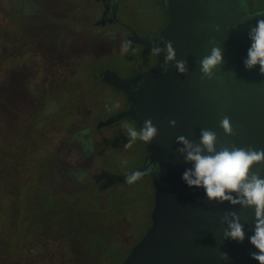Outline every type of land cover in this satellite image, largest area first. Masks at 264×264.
<instances>
[{"label": "flooded vegetation", "instance_id": "flooded-vegetation-1", "mask_svg": "<svg viewBox=\"0 0 264 264\" xmlns=\"http://www.w3.org/2000/svg\"><path fill=\"white\" fill-rule=\"evenodd\" d=\"M16 1L0 2L4 4L0 13L5 14L3 43L0 44L3 132L10 136L14 130L27 137L36 135L38 139L50 133L59 135V148L52 157L43 160L42 166L64 171L50 177L54 186L67 193L70 213L79 211L82 203L88 212H104L107 209V203L102 201L105 197L96 189L103 180L96 177L104 171L101 169L103 159L111 160L105 148L111 138H100L97 133L124 135L125 125L141 127L134 117L103 125L110 117L129 108L130 96H134L140 86L133 85L127 93L116 89L108 78L115 75L130 79L158 64L159 56H153L151 49L161 40L170 22L167 3L164 0ZM259 5L258 10L249 6L251 13L262 11L264 0ZM12 17L25 23L23 35H11ZM125 41L130 42V47L126 54H121V44ZM120 143L114 147L123 148L124 137ZM143 154L144 163L135 171L146 165V150ZM155 170L151 166L143 174L147 180L145 191L138 196L139 202L145 197L151 199L152 211L155 187L151 172ZM38 211L35 237L27 239L25 233L26 236L17 240L21 244V248H17L18 264H96L90 257V252L96 249L97 264L102 263L105 244L97 243L94 234L84 241L90 248L88 252L83 247L84 242L77 244L85 237L82 229L70 227L66 232L54 222L55 217L46 206ZM11 242V238H7L3 243V252L7 254L4 264H10L11 252L16 249Z\"/></svg>", "mask_w": 264, "mask_h": 264}, {"label": "water", "instance_id": "water-1", "mask_svg": "<svg viewBox=\"0 0 264 264\" xmlns=\"http://www.w3.org/2000/svg\"><path fill=\"white\" fill-rule=\"evenodd\" d=\"M164 2L170 22L161 39L173 43L177 60L188 62V73L179 74L174 63L162 73L165 54L161 53L158 64L146 73L126 80L115 75L108 78L119 91L128 93L133 85L140 86L130 96L129 108L103 125L134 117L143 126L150 118L158 129L156 138L144 143L146 165L137 170L144 174L151 166L156 169L151 172L155 187L151 225L124 264H259L250 257L257 251L249 241L254 210L209 202L202 188L188 187L182 175L191 165L177 153L182 145L176 139L184 135L198 141L201 129H210L217 134L218 149L232 144L264 149V76L258 65L249 71L243 64L251 45L248 31L258 19H264V9L251 13L247 0L243 6L242 0ZM213 46L222 49L224 64L215 70L212 80L201 79L199 61ZM224 116L230 118L235 135L226 136L219 127ZM172 119L177 122L174 128L169 126ZM252 171L264 177V165ZM129 174L103 171L96 179L126 184ZM229 211L241 217L246 233L242 243L223 239L227 225L221 218ZM220 252H226L229 259H219Z\"/></svg>", "mask_w": 264, "mask_h": 264}, {"label": "rangeland", "instance_id": "rangeland-1", "mask_svg": "<svg viewBox=\"0 0 264 264\" xmlns=\"http://www.w3.org/2000/svg\"><path fill=\"white\" fill-rule=\"evenodd\" d=\"M247 1L252 10L259 9L261 0ZM0 2L17 1L0 0ZM55 2H70V0H55ZM3 6L0 4L1 8ZM6 12H8V9ZM4 18V12L0 13L1 45L3 43ZM24 31L25 23L20 22L16 17H12L11 35L21 36ZM2 72L3 70L0 72V86L3 82ZM59 112H64V110H59ZM99 117H102V115ZM37 128L41 129L40 127ZM37 131L40 132V130ZM97 134H100V138H111L108 141L109 145L105 147L110 152L111 160L103 159L102 170L116 175L129 174L140 168L144 163L143 153L146 149L143 142L136 141L130 148L124 146L122 148L118 145L114 147V144H119L123 137L127 143L126 134H116L115 132L112 134L106 131ZM6 137L0 118V146H7V151L11 152L15 161H18L17 172L20 178L18 187L15 190L14 185L12 196H9L6 200V205L8 204L6 214L0 216V264H4V256L7 255L3 252V243L7 238H11V246L16 248L15 251L12 250L11 252L10 264H18L20 252L17 251V248H21V244L17 240L26 236L25 233L27 239L35 237L34 226L40 217L38 209L42 206H46L48 212L55 217L54 222L61 229L69 232L70 227H72L74 230L82 229L85 232V237H82L77 244H82L85 240L87 242V238L91 237L92 234H94L97 243H104L105 251L103 261L100 264H123L131 254V250L141 241L151 225V199L145 197L142 198L141 202L138 200V196L142 194L143 190L145 191L146 177L143 176L141 180L129 185V187L119 182L103 180L96 185V189L101 190L103 193L105 200L102 201L107 203V209L104 212L92 213L88 212L87 207H84L85 204L82 203L79 207L81 209L72 214L70 213L68 197H65L67 193L54 186L55 184L52 183L50 177L64 174V171L58 172L56 168L42 166L43 160L52 157L55 150L59 148V135L50 133L47 134L46 138L38 139L36 135L27 137L22 132L16 133L12 130L7 143H2L3 140H6ZM20 156L24 160L19 159ZM0 159L3 165H7V160L3 156ZM124 160L127 161L126 165L121 163ZM60 168L58 169L60 170ZM1 207L0 210H3ZM108 208L112 210L110 211ZM3 212L0 211V215ZM86 242H84L83 247H86L87 251L90 252ZM97 255L98 249L90 252V257L95 260L96 264L99 260Z\"/></svg>", "mask_w": 264, "mask_h": 264}, {"label": "clouds", "instance_id": "clouds-1", "mask_svg": "<svg viewBox=\"0 0 264 264\" xmlns=\"http://www.w3.org/2000/svg\"><path fill=\"white\" fill-rule=\"evenodd\" d=\"M244 0H242V6ZM217 30H219L217 28ZM251 45L247 56L243 60L246 70H253L259 66V74L264 76V19H258L248 31ZM215 45V41H210ZM163 44L164 47H160ZM130 42L121 44V54L129 50ZM151 53L159 56L164 53V63L161 65L162 73L166 74L169 65L174 63L179 74H187L189 71L186 60H177V53L171 41L163 39L153 44ZM224 64L223 52L219 46H213L210 54L199 61L201 79L212 80L215 70ZM119 105L117 104L116 107ZM176 120L169 121L170 127L176 126ZM219 127L226 136L235 135L234 128L228 116L219 121ZM127 143L125 148H130L136 141L150 144L158 135V129L152 119H146L139 129L125 125ZM177 144L182 145L176 149L184 158V162L191 165L182 175L183 181L190 188H202L209 202L232 206L239 205L241 208L254 210L253 235L249 237L250 244L257 251L250 253L251 259L264 264V177L252 169L257 165H264V149H256L252 146L239 147L235 144L223 145L217 148V134L210 129H201L198 141H192L184 135L176 139ZM126 165L127 161L121 162ZM143 173L134 171L126 176V183L133 185L141 180ZM221 223L227 227L223 230V239H231L242 243L245 240L244 225L241 217L235 211L226 212L221 218ZM219 259L227 261L229 256L226 252L219 253Z\"/></svg>", "mask_w": 264, "mask_h": 264}, {"label": "trees", "instance_id": "trees-1", "mask_svg": "<svg viewBox=\"0 0 264 264\" xmlns=\"http://www.w3.org/2000/svg\"><path fill=\"white\" fill-rule=\"evenodd\" d=\"M5 139L6 140H3L2 143L5 142L6 144L7 140L9 139L8 135ZM7 149L8 148L5 145L0 146V158H2L3 156V158L7 160V165H3L0 159V207L2 206L1 208L3 209L0 211H4L3 213H1L0 216H2L4 213L6 214V211L8 208V204L6 205L7 203L6 200L9 198V196H12L11 193H13L12 191H14V185H15V190H16V188L19 185V180H20L19 173L17 172L18 161L17 160L15 161L14 156H12L11 152H8ZM2 152L3 154L1 155ZM19 159L24 160L22 159V156H20ZM17 178L18 180H16Z\"/></svg>", "mask_w": 264, "mask_h": 264}]
</instances>
